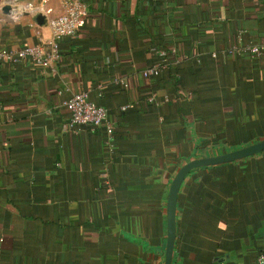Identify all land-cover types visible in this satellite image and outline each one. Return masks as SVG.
Listing matches in <instances>:
<instances>
[{
	"label": "crops",
	"instance_id": "0c3cea01",
	"mask_svg": "<svg viewBox=\"0 0 264 264\" xmlns=\"http://www.w3.org/2000/svg\"><path fill=\"white\" fill-rule=\"evenodd\" d=\"M65 1L0 0V51L49 37ZM82 1L52 66L0 57V264H164L177 169L264 138V51L245 49L264 44V0ZM159 49L167 66L147 71ZM77 90L107 108L111 135L68 126ZM261 251L264 149L191 169L171 264Z\"/></svg>",
	"mask_w": 264,
	"mask_h": 264
},
{
	"label": "built area",
	"instance_id": "2783aa9c",
	"mask_svg": "<svg viewBox=\"0 0 264 264\" xmlns=\"http://www.w3.org/2000/svg\"><path fill=\"white\" fill-rule=\"evenodd\" d=\"M86 13V5L82 0H66L63 10L47 19L51 30L49 37L35 44H27L17 50L3 49L0 51V57L11 60L28 58L41 66H52L61 55L60 38L75 36ZM245 49L259 54L264 51V44H250ZM157 54L159 56L158 64L148 68L147 71L151 72L157 66H167L168 52L165 49H159ZM149 98L154 99L153 95ZM63 104L70 109L69 127L79 124H88L93 127L105 125L109 135L112 134L113 123L109 119L107 108L92 100L88 90L72 92L69 97L63 100ZM256 262L264 264V251L257 254Z\"/></svg>",
	"mask_w": 264,
	"mask_h": 264
},
{
	"label": "water",
	"instance_id": "95a60500",
	"mask_svg": "<svg viewBox=\"0 0 264 264\" xmlns=\"http://www.w3.org/2000/svg\"><path fill=\"white\" fill-rule=\"evenodd\" d=\"M1 10L5 13L12 11V5L10 3H4L1 6ZM39 22L43 21L42 16L37 17ZM264 149V138L252 142L250 144L234 148L229 151L220 152L211 155H204L192 158L183 163L175 172L169 187V193L167 198V242L165 252L164 264H171L173 257V250L176 238V212H177V196L180 188V184L183 181L185 175L193 168L201 165L216 164L221 162H227L242 158Z\"/></svg>",
	"mask_w": 264,
	"mask_h": 264
},
{
	"label": "bare ground",
	"instance_id": "6f19581e",
	"mask_svg": "<svg viewBox=\"0 0 264 264\" xmlns=\"http://www.w3.org/2000/svg\"><path fill=\"white\" fill-rule=\"evenodd\" d=\"M12 14H11V17L13 18H15V17H17V16H19L20 14H18V12H17V10H16V8L15 9H13V11L11 12ZM15 14V15H14Z\"/></svg>",
	"mask_w": 264,
	"mask_h": 264
}]
</instances>
